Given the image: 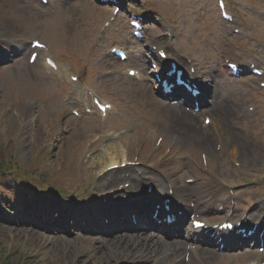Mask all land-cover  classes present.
Returning <instances> with one entry per match:
<instances>
[{
  "label": "rangeland",
  "instance_id": "1",
  "mask_svg": "<svg viewBox=\"0 0 264 264\" xmlns=\"http://www.w3.org/2000/svg\"><path fill=\"white\" fill-rule=\"evenodd\" d=\"M158 1L160 5H157L150 0H140V2H138V4H136L135 6H139L138 9L143 10L145 8H148L149 6H155L159 10V12L162 13L163 21L165 20L164 16L167 19L171 20V15H174L175 18L173 19V24L175 26H178L176 33V42H180L182 40L185 48L188 47L189 49H193L196 47H200L201 42L208 36V34H210V37H213V41L215 42H217L218 40H226V37H228L225 33L226 27L224 23L220 21L215 9L212 8V6H214V0ZM79 9H81L82 11L83 9L92 10L91 7L82 6L81 3L73 4L72 6H69V8L64 9L66 13H61L56 23V28H54L50 32L48 30V37L52 38V40L50 41L57 48V50H77L75 52H78L80 54L81 50L77 48V44H79V41L82 39L80 27L81 20L83 19L84 15H82V13H79ZM193 10L194 12L192 13L191 11ZM71 11L73 12L71 13ZM200 11L203 12L204 16ZM2 12L3 15H0V17L4 20L0 21V36L2 35V37L0 38L8 37L10 36V34H19L23 37L26 36V33L28 34L29 32L30 33L28 36H35L36 30L33 26L26 28L21 27L19 24L16 25L14 19L17 17H14L13 13L9 11L7 7L6 10ZM102 20L103 19L99 17L100 24ZM261 21L264 22V19L262 18ZM261 29H258V31H261ZM163 30L164 28H161L159 32ZM174 30L175 29H173V32ZM186 31H189V36ZM126 35L127 32L124 20L118 16L114 22V26L108 33H106L108 39H106V36L103 38L102 43L104 45V49L100 51V56H103V51L110 45L123 42ZM67 37L74 38V46H69L67 44L69 42L68 40H66ZM189 37L192 38L191 43H189ZM160 38L162 42H166V37L160 36ZM235 43L239 44L240 42L236 40ZM176 51L180 52L177 47ZM70 65L76 71L78 70L76 64ZM119 65L123 66V64ZM107 67L109 69L120 68L117 64L111 63L110 61L107 62ZM108 68L104 67L105 70H107ZM6 69L7 68L2 71L3 80L0 79V83L6 84L8 86L11 85L13 88V92L11 95L10 89H8L3 97L0 96V160L7 162H9L10 160L12 162H16L21 167V173H23V169L25 168L31 169L32 171L40 170L39 172L43 174L40 177L43 180H37L32 179L31 177L22 176L23 179H26L29 183L35 185L33 187L37 192L33 191L29 185L21 188L19 186L20 183H24L23 181L21 182V180L5 179L0 180V184H3L5 189L18 187L19 193L16 195H26V192L28 191H31L32 195H89L94 186L97 185V181H95V184L92 188H84L82 181L81 186L74 179V170L73 172H70L73 164H71L70 167L69 165L62 167V163L58 158L61 154V151L65 150L66 144L71 146L75 145V140L71 139V136L67 138H59L57 136L54 137L52 136V134L48 133V131L44 132L43 129L46 127L40 123L38 124L36 132H34L32 138L31 136H29V133H24L20 138L19 144H14L12 139L16 133V117H13V114L18 110H22V105L24 104V100L26 98H32V96L27 94V92H30L29 89L24 92L23 96L19 95V92L22 91V89L16 91L18 90L17 86H20L21 83L26 81L31 84V88L34 87L38 89V87L41 85V79L37 76L33 79L34 75L28 77L30 71H27L26 73L23 71L24 73L14 75L18 71V69H16L17 71L11 72V74H9V71H6ZM10 75H12V77L16 76L15 85H12L11 80L7 78V76L10 78ZM117 76H122L119 71L117 72ZM17 81L19 84L17 83ZM53 86L54 83L51 82L50 89ZM97 89L103 96L111 94L115 95L117 97L116 101L121 102L125 106L130 103V101L132 100V96L135 98L138 96V94L134 93L135 88L128 85L119 84L118 81L101 80L97 84ZM248 103L249 102L246 101L241 102L240 111H242L244 114L247 113L245 109ZM67 116L68 115H65L63 117V120L67 125L66 127L71 128V125L68 124L66 120ZM131 118L137 119V117L133 116ZM103 124L104 123H102V125ZM226 126L229 127L230 130L235 127L237 129H241L240 123L234 125L226 122ZM72 128H75V126H73ZM87 130L92 129L88 128ZM94 131L96 133H99L98 128ZM75 134H78V132H75ZM249 134L250 137L245 134H238L236 137L237 139H234L237 140V142H232L231 145L244 143L242 141L247 140L246 142L252 143V147L256 151L247 150L244 153L247 154V157L250 159L259 158L262 156V154H264V133L258 134L257 132H254V134ZM232 136L233 139L234 134ZM77 140L79 139L77 138ZM79 149V143L72 147V149L68 148V151L70 150L72 161H75L76 158H78ZM259 160L260 159L252 164V169L254 171H248L247 180L256 181L258 179L259 174L264 167V164ZM72 161L70 163H72ZM231 167L232 166L228 164L223 168L228 170ZM90 168L92 167H89V169ZM57 169H60V171L57 172ZM59 173L61 175L57 176ZM229 174L231 173L229 172ZM84 176L85 178H87V180H89L87 175ZM243 176L244 175L241 176L242 179ZM254 184H256V182H254ZM58 187L64 188L66 193H59L56 190ZM5 189L0 188V199H10L12 195H15ZM76 189L79 190L78 194H74L77 193ZM253 195H259L258 190L253 189ZM43 198L46 199V197ZM39 202L42 204L40 210L48 211L47 207L49 206V202ZM34 207L38 208L37 206ZM5 214L8 216V218H12V216L14 217L16 215L15 213L12 214V211L10 212L8 210L5 211ZM18 215L21 218H29L31 214L29 212H26V210H22ZM26 222L31 221L27 220ZM25 225L26 224H24L23 222L15 223L0 220V264H131L120 258L116 259L117 251L126 250L127 248L133 246L126 240L118 241L122 240L120 239V237L116 238L118 240L111 238L112 242L106 248H104V250L99 251L96 254H89L85 251L86 245L82 244L79 240L74 239L75 236L70 235L67 237L69 232L68 228L64 227V225H62L60 229L56 230L53 233H51L49 227L39 229L42 232H46V234H48V238L44 235H40L39 231L24 227ZM66 239L69 243L65 241ZM96 245L103 247V243H99Z\"/></svg>",
  "mask_w": 264,
  "mask_h": 264
},
{
  "label": "bare ground",
  "instance_id": "2",
  "mask_svg": "<svg viewBox=\"0 0 264 264\" xmlns=\"http://www.w3.org/2000/svg\"><path fill=\"white\" fill-rule=\"evenodd\" d=\"M2 1V0H0ZM3 3H5L7 5V9L9 11H11L13 13L15 18V22L16 25L19 24L21 27H26L29 28L33 25V21H32V14L27 13L25 11H21V9L18 7L17 2L15 0H3ZM6 8H3L2 6H0V10H5ZM74 11V10H73ZM72 11V12H73ZM0 20H2V18L0 17ZM162 104V103H161ZM166 108H170L173 110V113L176 112V118L175 121H178L181 117H184L183 114H181V110L177 109V111H175V105H170V104H165L164 105ZM168 128V126L165 127V130ZM222 133L224 135H227L230 137V132L229 131H225L222 130ZM223 135L221 134L222 138ZM191 139V137H183L182 135L179 137L175 136L174 137V143L178 144L179 142L182 141H186L187 139ZM194 138L196 139L197 136L195 135ZM203 149L205 151H207V153H216V151L214 150L213 146H211L210 144L203 147ZM231 156L233 159H237L238 158V152L236 150H232ZM124 157V153L123 150L115 143H109L106 144L102 151L100 153H97L95 157H92L91 160L88 162L87 166H91V167H95L98 168L100 170H102L103 168H105L108 165H111L115 162H120L121 159ZM138 169H141L140 167H138ZM135 171V170H134ZM181 171L178 169L176 173H180ZM121 173H125L128 174V176L130 177L131 181V186L135 187L136 189H138L142 184L147 183L148 181L152 180V179H147L143 176V173H138L140 176H134L130 169H124V170H118L114 173H110L108 176L111 177L109 179L110 182H116L118 179H120V175ZM166 180L172 185L173 189L175 191H177V193H179L180 191H182L183 193H185V195H193L195 193V195H208V190H204L202 187H199L198 185H196L195 183L193 185H191V191H188V185L185 183L184 179L182 178L181 174H178L175 176V178L171 179L169 174H166ZM207 178V177H204ZM155 184L160 187V185L163 184H158L157 182H155ZM202 184V183H199ZM162 187V186H161ZM154 236V234H148L145 235V237L147 238H152ZM163 244L165 246H169V254H166L165 256H161L160 257V262H165V261H174L177 256L178 253L183 249L185 251V247L182 245V242H180L179 240L175 239V240H163L162 241ZM199 254L205 258H212L214 256H216L215 252L213 249L207 248V249H198ZM136 252H141L142 254H146V256H150L151 254H153V250L150 248H142V249H138L136 250Z\"/></svg>",
  "mask_w": 264,
  "mask_h": 264
},
{
  "label": "snow or ice",
  "instance_id": "3",
  "mask_svg": "<svg viewBox=\"0 0 264 264\" xmlns=\"http://www.w3.org/2000/svg\"><path fill=\"white\" fill-rule=\"evenodd\" d=\"M40 45H37V47H39Z\"/></svg>",
  "mask_w": 264,
  "mask_h": 264
}]
</instances>
